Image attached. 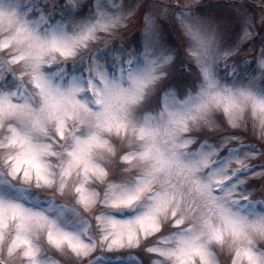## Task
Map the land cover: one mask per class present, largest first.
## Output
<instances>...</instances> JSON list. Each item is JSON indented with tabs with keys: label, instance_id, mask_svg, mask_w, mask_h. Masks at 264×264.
<instances>
[{
	"label": "snow or ice",
	"instance_id": "6c2138e0",
	"mask_svg": "<svg viewBox=\"0 0 264 264\" xmlns=\"http://www.w3.org/2000/svg\"><path fill=\"white\" fill-rule=\"evenodd\" d=\"M139 7L0 0V264H264V0Z\"/></svg>",
	"mask_w": 264,
	"mask_h": 264
},
{
	"label": "rangeland",
	"instance_id": "374dc122",
	"mask_svg": "<svg viewBox=\"0 0 264 264\" xmlns=\"http://www.w3.org/2000/svg\"><path fill=\"white\" fill-rule=\"evenodd\" d=\"M83 4L95 3V0H81ZM111 2V0H109ZM117 2H121V0H117ZM126 3H133L139 5V10L129 19H131L130 24H126L123 27V31H121L118 36L114 37V39H124L125 41L131 42L133 39L138 40L141 44L144 41V31H145V19H144V8L143 6L147 3H150L151 0H123ZM168 2L174 3L175 0H168ZM183 3L187 4L189 7H201L211 13L220 11L223 9V5L226 0H182ZM259 2V0H256ZM169 31L172 33L173 38L181 43V47L183 48L184 36L181 34V30L175 22H168ZM260 51L259 44L256 45L255 48H249L241 55L247 56L249 59H252L258 55ZM253 117H248V141H251L258 146L264 144V140L261 139L259 135L258 128L253 131ZM259 198V197H257ZM45 250L49 258L59 261V264H76V259L70 251L60 252L59 250L45 246ZM136 251V250H131ZM218 257L220 260V264H231L232 254L227 250L218 251Z\"/></svg>",
	"mask_w": 264,
	"mask_h": 264
}]
</instances>
